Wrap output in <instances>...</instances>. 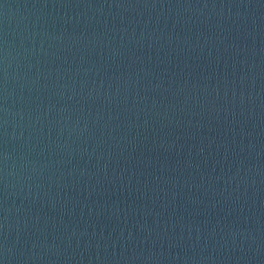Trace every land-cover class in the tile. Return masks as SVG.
Returning a JSON list of instances; mask_svg holds the SVG:
<instances>
[{"label": "water", "instance_id": "water-1", "mask_svg": "<svg viewBox=\"0 0 264 264\" xmlns=\"http://www.w3.org/2000/svg\"><path fill=\"white\" fill-rule=\"evenodd\" d=\"M0 264H264V0H0Z\"/></svg>", "mask_w": 264, "mask_h": 264}]
</instances>
